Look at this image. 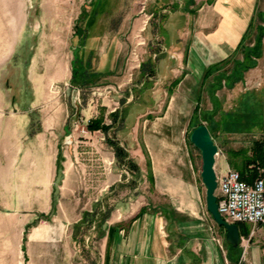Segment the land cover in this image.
<instances>
[{
    "label": "rangeland",
    "instance_id": "obj_1",
    "mask_svg": "<svg viewBox=\"0 0 264 264\" xmlns=\"http://www.w3.org/2000/svg\"><path fill=\"white\" fill-rule=\"evenodd\" d=\"M151 1L102 0L98 10L107 13L98 24L104 27L106 54L96 59L80 47L95 0H0V264H55L70 251L74 264H101V239L90 222L79 226L76 221L87 209L107 207L115 213L120 201L131 200L135 207L151 201L146 162L153 145H184L200 178L201 153L189 140L198 120L189 126L162 119L168 83L140 72L152 55ZM222 66L209 78L203 123L214 129L219 147L249 146L260 136L253 130L255 119L240 114L219 120L218 110H248L251 102L264 110V0L236 55ZM83 70L87 78L79 84ZM233 79L235 89L218 90ZM241 94L248 100L237 104ZM115 109L125 119L109 135L131 163L115 156L102 131L87 128L89 119L101 115L110 123ZM49 158L57 166L50 180ZM111 184H117L112 191ZM218 231L224 237V230ZM254 238L244 236L233 251L224 245V264L245 255Z\"/></svg>",
    "mask_w": 264,
    "mask_h": 264
},
{
    "label": "crops",
    "instance_id": "obj_2",
    "mask_svg": "<svg viewBox=\"0 0 264 264\" xmlns=\"http://www.w3.org/2000/svg\"><path fill=\"white\" fill-rule=\"evenodd\" d=\"M101 2L102 0H99L92 9L86 35L80 45L82 49H88L89 55L96 59L97 56L101 59V56L106 54L103 37H100L104 35V27H99L98 22L107 11L100 13L98 7ZM151 3L149 15L152 16L150 37L152 36L153 47L148 62L151 66L148 64V67L144 62L140 72H143L147 79L157 76L156 80L168 83L165 84L168 96L166 112L162 114V119L166 117V120L171 121H187L189 126L192 120H198L195 127L199 122H204V99H209L206 90L211 87L209 85H212V79L209 78L214 74L204 79L205 70L236 55L250 28L259 0H152ZM147 22L148 18L145 23ZM221 66L222 64L218 67ZM216 72L219 73L217 70ZM256 84L257 82L251 87L256 89ZM235 85L234 81L224 83L218 90L235 89ZM246 98H242V94L239 95L236 98L237 104H241L242 100L246 102ZM182 105L190 108L184 111L180 108ZM219 110V120L232 119L235 115H240L241 111L235 108ZM112 112L109 113L110 123L101 115L103 122L110 125L107 132L101 129L90 130L102 131L107 141L113 140L109 135L110 129L115 125L116 129H120L119 125L125 119L121 111L116 117ZM208 129L214 139V129ZM219 148L221 158L217 176L231 168L227 161L226 148ZM148 151L152 153L151 161L146 162L152 192L149 199L151 201H143L136 207L131 200L128 203L120 201L115 213L107 207L84 211L95 213L98 218L89 226L101 239V264H224L225 231L223 237L218 231L222 228L206 209L201 171L199 178L188 149L182 144L172 142L153 145ZM113 153L115 154L114 149ZM54 158L57 159V156ZM56 159H48L45 173L49 180L57 167ZM134 165L135 162H132L131 166ZM134 168L139 170L137 166ZM252 179L253 177H250L247 181ZM114 185L112 187L111 184V191L116 188ZM140 196L138 194L135 197L140 199ZM84 212L82 211L76 221L79 226L82 224ZM104 215L105 220L101 222ZM127 217L129 221L127 224L123 223ZM263 224L255 226L253 232L250 231L252 226L249 229V235H255L256 238L252 239L250 250L245 255H240V260L245 261V264H264ZM76 235L73 232L71 234L74 237ZM240 236L242 239L245 235ZM55 264H74L71 251L68 255L56 258Z\"/></svg>",
    "mask_w": 264,
    "mask_h": 264
},
{
    "label": "trees",
    "instance_id": "obj_3",
    "mask_svg": "<svg viewBox=\"0 0 264 264\" xmlns=\"http://www.w3.org/2000/svg\"><path fill=\"white\" fill-rule=\"evenodd\" d=\"M99 0H95L94 4H97ZM252 23H250L251 26ZM249 30V28H248ZM248 31L246 32L247 35ZM245 35V36H246ZM244 36V38H245ZM243 42V40H242ZM233 57H228L216 64H214L213 66L208 67L205 72H204V79H207L210 77V75L213 73V70H216L217 68H219V65H223L226 62H228L230 59H233ZM74 71H72L73 73ZM79 73V70H76L73 75L71 76V81H73L76 78V75ZM81 75L83 76V80H81L80 82H78L79 84H83V82H85L84 80H86L87 78V71L83 70L81 71ZM234 81V79L232 80ZM74 83V82H73ZM248 110H242L240 111L241 115H245L247 116H251L254 120V122L258 123V125L256 126L257 128L253 129L254 131H259L260 136L253 138L250 142L249 146H240V147H227L226 148V156H227V161L230 165V167L237 169L240 172V175L243 179L248 180L250 177H253L255 175H257L261 169H264V110H260L257 108L258 104L251 102L250 104H247ZM119 111L118 110H114L112 112V115L116 117V115H118ZM121 113H123L121 111ZM200 123V122H199ZM198 123V124H199ZM108 124H106L105 122H103L102 116H98L95 118H91L88 120L87 122V128L89 130H94V129H101L104 132H107V130L109 129ZM110 143V145L113 147L114 152H115V156L119 159V160H126L129 161V159L127 158V152L126 150L119 145L118 142H114L113 140L108 141ZM106 215L101 217V222H103L105 220ZM98 218L95 217V213H89V212H84V216L82 218V222H90L92 223L93 221H96ZM238 224V228L240 231V235H245L248 236L249 235V228H247L244 223H239ZM220 228L224 229L222 226L219 225ZM225 231V230H224ZM225 245H227V247L230 250H236L238 249L237 247H233L232 245L228 244L225 241ZM233 264H244L241 260H240V255L238 254L236 259L233 260Z\"/></svg>",
    "mask_w": 264,
    "mask_h": 264
},
{
    "label": "built area",
    "instance_id": "obj_4",
    "mask_svg": "<svg viewBox=\"0 0 264 264\" xmlns=\"http://www.w3.org/2000/svg\"><path fill=\"white\" fill-rule=\"evenodd\" d=\"M216 180L217 208L225 220L249 223L252 232L256 225L264 223V169L252 181L243 179L238 170L231 168L216 175Z\"/></svg>",
    "mask_w": 264,
    "mask_h": 264
},
{
    "label": "water",
    "instance_id": "obj_5",
    "mask_svg": "<svg viewBox=\"0 0 264 264\" xmlns=\"http://www.w3.org/2000/svg\"><path fill=\"white\" fill-rule=\"evenodd\" d=\"M189 140L201 153L202 166L200 175L202 183L205 186L206 209L211 214L214 221L224 228L225 241L233 247H237L241 242L238 224L225 220L217 208V198L215 194L217 180L214 162L218 147L214 143L207 125L203 122H200L192 129Z\"/></svg>",
    "mask_w": 264,
    "mask_h": 264
}]
</instances>
